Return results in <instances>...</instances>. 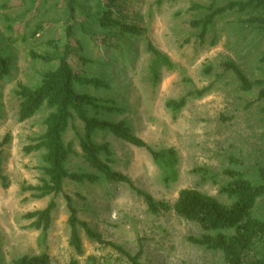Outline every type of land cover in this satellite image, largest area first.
Listing matches in <instances>:
<instances>
[{"label": "rangeland", "instance_id": "1", "mask_svg": "<svg viewBox=\"0 0 264 264\" xmlns=\"http://www.w3.org/2000/svg\"><path fill=\"white\" fill-rule=\"evenodd\" d=\"M13 1L16 6L9 10L2 8L0 0V53L11 57L10 73L0 77V152L9 183L5 187L0 180L1 264H13L23 255L44 252L52 259L51 264L73 260L77 264H131L122 251L90 239L83 229L84 252H76L70 243L65 194L73 198L79 217L104 240L133 255L140 253L145 264H224L222 253L190 241V237L203 234L197 223L180 217L174 209L150 212L143 197L127 183L66 180L64 194L43 198L34 195L37 191L26 189L41 185L45 177L43 152L28 153L26 147L45 132L44 119L49 110L42 108L32 118L20 121L16 89L19 83L35 86L42 73L56 65L34 59L31 50L53 51L47 39L62 37L67 25L63 0H35L33 6L29 5L31 0ZM122 1V11L127 21L139 29L137 34L124 39L111 37L107 44L77 29L76 37L84 46L82 53L91 62L80 64L78 55L75 65L110 85L84 88L119 108L100 112V117L127 121L134 133L155 149L177 150L176 178L166 180L149 151L109 131L99 133L96 140L111 144L115 170L128 175L158 201L173 205L182 189L196 188L228 202L221 192L230 180L227 170H241L256 181L259 169L264 168V98L259 99L258 86L242 90L234 73L223 63L233 60L250 79H264L260 62L264 35L246 23L247 13L234 11L218 17L202 40L200 30L190 22L208 13L210 0ZM228 1L219 0V4ZM5 14L20 33L25 32V38L12 39ZM78 16L85 19L84 15ZM39 24L44 30L31 35L29 31ZM149 42L175 65L170 70L162 67V80L156 86L150 73L153 55L148 50ZM183 97L186 105L181 110L167 107L168 100ZM76 123L81 130L82 124ZM76 132L71 128L66 134V140L72 141L79 152L69 163L74 171L88 169ZM52 201L56 204L52 224L43 231L27 214L46 208ZM256 214L264 218V198Z\"/></svg>", "mask_w": 264, "mask_h": 264}, {"label": "trees", "instance_id": "2", "mask_svg": "<svg viewBox=\"0 0 264 264\" xmlns=\"http://www.w3.org/2000/svg\"><path fill=\"white\" fill-rule=\"evenodd\" d=\"M2 1L3 9L11 10L16 6L13 0ZM34 1L31 0L30 4L27 0L31 6L35 4ZM85 1L81 3L80 0H63L62 10L65 13L67 25L65 34L60 38L47 39L46 44L53 51L31 50V56L34 59L56 63V65L45 70L35 86L19 83L16 89L20 99V121L32 118L42 108L49 110L44 119L45 132L35 140L36 143L26 147L28 153L43 152L42 168L45 177L41 185H30L26 189L37 191L34 195L43 198L64 194L66 180L91 184L102 181L127 183L143 197L150 212L157 214L174 209L180 217L197 223L203 230V234L199 237H190V241L222 253L224 264H264V218L256 214L258 203L264 198V168L259 169V180L256 181L241 170H227L230 180L221 188V192L227 196L228 202H223L196 188H185L181 190L175 203L170 205L158 201L152 194L137 187L128 175L112 167L111 144L96 140V136L103 131H109L117 138L149 151L155 163L165 172L166 180L176 178L178 152L174 147L155 149L136 135L125 120L110 121L99 116L100 112H115L119 108L84 89L88 86L97 89L109 88L110 85L104 78L89 75L87 71L75 65L78 60L80 64L91 62V59L83 55L84 46L81 39L76 37L75 31L78 29L100 42L107 41L109 44V38L132 37L139 29L127 21L122 11V0H94L93 4L89 0ZM234 11L247 13L246 23L264 35V0H229L223 5L219 4V0H210L208 13L202 18L193 19L190 24L200 30V37L204 40L218 17ZM78 14L84 15L85 19H80ZM5 20L13 34V40L21 36L25 38V32L20 33L7 14H5ZM44 28L39 24L29 33L35 35ZM148 50L153 55L150 73L153 84L156 86L162 80V67L170 70L175 65L166 53L151 42L148 43ZM78 55L81 57L77 60ZM10 58L0 53V77L10 73ZM260 62L264 66V51ZM223 66L234 73L242 90L251 91L258 86L261 88L259 99L264 98V79H250L242 67L233 60L225 61ZM210 69L211 67H208L207 70ZM203 92L199 91L201 94ZM185 105L186 97L167 101V107L174 111L181 110ZM76 121L82 124L81 130ZM71 128L76 129L80 138L82 155L88 169L80 168L74 171L69 167L72 158L79 153L74 143L66 140V134ZM2 165L0 152V180L3 186L8 187V177ZM65 198L70 212L68 218L71 228L70 243L77 253L84 252L81 236V229H83L90 239L122 251L131 264H145L141 261L140 253L133 255L122 246L104 240L88 221L79 217L73 198L68 194H65ZM55 207L56 204L52 201L44 209L29 212L27 217L34 219L32 224L35 227L46 231L52 224ZM51 263L52 259L46 252L40 255H23L13 261V264ZM69 264H77V261L73 260Z\"/></svg>", "mask_w": 264, "mask_h": 264}]
</instances>
